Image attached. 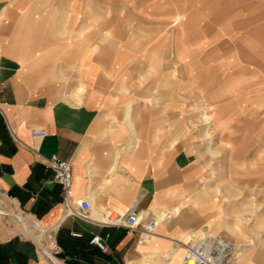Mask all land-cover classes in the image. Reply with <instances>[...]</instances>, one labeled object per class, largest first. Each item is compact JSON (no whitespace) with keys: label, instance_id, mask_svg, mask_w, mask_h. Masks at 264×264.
I'll list each match as a JSON object with an SVG mask.
<instances>
[{"label":"crops","instance_id":"crops-1","mask_svg":"<svg viewBox=\"0 0 264 264\" xmlns=\"http://www.w3.org/2000/svg\"><path fill=\"white\" fill-rule=\"evenodd\" d=\"M60 1L69 7V15L76 13V0H0L3 209L33 223L43 246L42 230L52 228L58 246L54 256L62 264H180L184 233L197 227L210 238L230 242L243 264H264V208L261 199L251 202L252 196L264 194V167L260 165L264 164L260 153L264 78L240 74L250 69L249 53L244 52L245 36L239 31L235 36L229 26L264 23V2L132 0L138 9L132 18L145 34L134 28L116 30L114 36L128 39L129 48L117 50V46L102 45L104 31H88L85 24L76 29L75 13L73 25L64 28ZM207 15L219 25L217 31L227 37V45L242 49L243 58L228 47L225 61L217 63L218 70L227 72L214 84L221 89L217 95L202 96L198 178L204 164L217 168L224 163L227 185L198 186L197 225L196 217L171 197L181 172L195 158L190 146L174 137L180 126H174L173 132L164 130L156 142L142 141L141 128L132 125L131 114L136 105L141 106V99L145 104L170 93L165 72L164 78H149L156 54L170 51L166 25L180 16L178 23L184 29ZM106 17L107 10L103 20ZM142 36L147 40L142 41ZM113 48L114 62L109 63ZM125 55L133 56L131 63H123ZM161 65L158 70L165 69ZM145 72L146 79H141ZM185 82L181 79V86ZM169 112L141 116L147 131L155 119L170 120ZM36 128L45 134H32ZM212 146L223 149L218 154ZM53 154L71 166L69 204L46 166L45 158ZM84 198L90 203L86 218L74 213L76 202ZM133 206L139 217L154 212L159 220L154 234L144 242L137 231L102 223L106 210L127 214ZM163 209L167 216L179 212L161 221ZM94 235L101 237L104 249L91 242ZM0 264L53 263L12 216L0 213Z\"/></svg>","mask_w":264,"mask_h":264},{"label":"rangeland","instance_id":"rangeland-1","mask_svg":"<svg viewBox=\"0 0 264 264\" xmlns=\"http://www.w3.org/2000/svg\"><path fill=\"white\" fill-rule=\"evenodd\" d=\"M246 1L250 3L264 2V0ZM75 2L76 13L74 11L69 15V7L60 1L61 24L64 28L72 26L73 22L71 20V15L75 13L76 18L74 24L76 25V29L85 24L88 26V31H104L106 33L103 39H101L103 46L107 43L108 45L117 46V50H121L123 46L124 50L129 49L127 47L128 39L116 38L114 36L116 30L131 31L134 28L135 32L145 34L139 28V24L135 22V19L132 18V15H137L136 10H138L136 6H133L132 0H76ZM89 9H92L90 13ZM106 10L107 20L105 21L103 18L105 17ZM179 18L180 16H177L174 21L166 25L165 30L167 39H165V41L166 44L170 46V51L165 52L164 55L159 53L156 54L157 58L153 63L154 67L152 66L150 68L151 77L149 78H164L162 75L165 72L167 75L166 79L168 80V84L165 86L169 87L170 93L165 97L157 98L145 104L141 99V106L137 107L136 105V107L133 108L131 122L134 127L139 126L141 128L140 139L147 142H156L158 137L162 136L164 130L173 132L174 126H180V130L176 132L174 137H176L177 140L181 139V144L187 143L193 151L195 158L191 165L181 172V179L178 181L179 185L174 187L171 197L175 202L179 201L177 203L178 206H180L179 208L185 206L184 209L187 210L189 214L196 217V223L198 225V186L214 185L216 187H221L227 185L224 163H219L217 168H212L214 164L211 163L204 164V166H202V171L200 170L202 174L198 178V122L199 116H203L201 112L204 110L201 107L203 106L202 102L204 100L202 96L212 93L217 95V90L218 88L221 89V87L214 84L217 80L226 77L227 73L226 70H218L217 63L225 61L228 47L234 48V50H236V47L227 45V37L225 35L223 36L220 31H217L219 25L211 22L209 20V15L203 17L199 16L198 18L203 19L201 22L187 23L186 28L183 27L187 30L186 33L178 23ZM101 19L103 23L100 21ZM117 19H119L118 26ZM229 26L231 33L235 34V36L240 33L242 37L245 36V38H243L246 42L244 52L249 53V56L246 57V62L250 65V69L244 72L241 70L239 71L240 74H246V77L252 79L264 78V23L235 22L229 24ZM145 38V36H142V41H144ZM234 39V41L237 42L236 38ZM63 40L65 39L61 37L60 43H62ZM239 40L241 41V37H239ZM145 44L148 45V42H145ZM115 50L116 48H113L112 55L109 57V63L114 62ZM241 50H236L235 52L236 57L242 59L243 51ZM132 57L131 55H125L123 63H131ZM161 64H164V71L157 69L163 66ZM147 74L148 72H145V77L141 76V79H146ZM181 79H186L184 87L181 86ZM179 88L181 90L180 94L178 92ZM174 90L176 92H174ZM166 112L171 114L170 120L155 119L149 128V133L147 131L148 124L147 122H143L141 116L164 115ZM116 119L117 122L120 121L121 124V120H118L119 118L117 117ZM262 141L264 142L263 139ZM222 149L221 146L211 147V150L218 151V154L221 153ZM260 149L261 155L264 156V146ZM260 165L264 167V164ZM184 177L186 178L184 179ZM257 199H261V207L264 208V194H262V196H252L251 202L254 204ZM178 212L170 213L169 216H167L165 209H163L159 213L160 220L164 221L170 219ZM197 230L198 227L184 234L188 235ZM210 236H213V234H210ZM262 247L264 248V244H262ZM243 261L244 260L239 257L235 260L236 264H243ZM247 261L249 263L251 262V260Z\"/></svg>","mask_w":264,"mask_h":264},{"label":"built area","instance_id":"built-area-1","mask_svg":"<svg viewBox=\"0 0 264 264\" xmlns=\"http://www.w3.org/2000/svg\"><path fill=\"white\" fill-rule=\"evenodd\" d=\"M32 134L43 136L45 132L41 128H36L32 130ZM45 162L46 166L52 170L54 181L62 188L65 204H69L73 191L70 163L55 154L45 158ZM76 204L78 210L74 213L82 218H86L90 209L88 200L84 198L78 200ZM138 214L136 206H133L127 214H119L106 210L103 214L102 223L123 226L129 230L137 231L140 236V242H144L154 234L159 220L156 219L154 212L147 213L142 218ZM42 232L46 241V247L54 255V252L58 250L54 230L46 228ZM91 242L97 244L102 249L105 248L101 237L98 235H94L91 238ZM182 245L184 251L180 264H236L235 260L239 255V252L233 248L232 244L216 238H210L208 235L187 240Z\"/></svg>","mask_w":264,"mask_h":264},{"label":"bare ground","instance_id":"bare-ground-1","mask_svg":"<svg viewBox=\"0 0 264 264\" xmlns=\"http://www.w3.org/2000/svg\"><path fill=\"white\" fill-rule=\"evenodd\" d=\"M0 213H3V214L7 213L8 215L12 216L20 224V226L24 230L25 234H27L28 236H30L31 238H33L37 242V244L40 246L42 252L47 256V258H48V256L51 258V262L53 264H62V262L59 261L57 258L51 256L49 249L46 247V242H44V246L41 244V236L39 234L35 233L34 230L36 229V227L33 225V223L31 224L27 221V219H24L22 217L19 218L17 215H15L9 211L4 210L2 205H0ZM142 217H144V216H142ZM204 234L206 235L205 232L203 233L202 231L199 232V230H197L191 234H188L186 236L185 241L190 240V239H194L198 236H202V235L205 236Z\"/></svg>","mask_w":264,"mask_h":264},{"label":"water","instance_id":"water-1","mask_svg":"<svg viewBox=\"0 0 264 264\" xmlns=\"http://www.w3.org/2000/svg\"><path fill=\"white\" fill-rule=\"evenodd\" d=\"M4 214H7V213H4ZM27 235V234H26ZM28 236V235H27ZM29 238H31L30 236H28ZM31 239H33V238H31ZM34 240V239H33ZM35 241V240H34ZM36 242V241H35ZM37 243V242H36ZM38 245V244H37ZM39 246V245H38ZM39 248H40V246H39ZM41 249V248H40ZM51 256H53V257H55L54 255H52L51 254ZM48 258L51 260V258L48 256Z\"/></svg>","mask_w":264,"mask_h":264}]
</instances>
